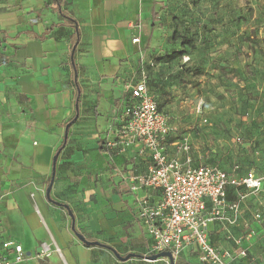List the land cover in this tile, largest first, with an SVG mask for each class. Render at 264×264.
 Listing matches in <instances>:
<instances>
[{"label":"crops","instance_id":"obj_1","mask_svg":"<svg viewBox=\"0 0 264 264\" xmlns=\"http://www.w3.org/2000/svg\"><path fill=\"white\" fill-rule=\"evenodd\" d=\"M58 1L0 0V254L12 257L2 243L13 241L24 253L20 264H167L150 258L158 253L130 191L148 159L133 148L118 154L107 147L124 125L141 72L154 84L162 70L155 61L162 30L150 0ZM50 183V198L69 208L75 231L103 247L79 241L67 210L47 200ZM230 192L234 200L237 190ZM242 192L236 223H208V242L218 251L246 252L230 264H264V216L252 217L264 204L259 192ZM104 246L136 257L119 260ZM172 262L202 264L194 247Z\"/></svg>","mask_w":264,"mask_h":264},{"label":"rangeland","instance_id":"obj_2","mask_svg":"<svg viewBox=\"0 0 264 264\" xmlns=\"http://www.w3.org/2000/svg\"><path fill=\"white\" fill-rule=\"evenodd\" d=\"M149 5L162 30L155 56L162 70L154 84L148 82L149 92L172 129L167 154L181 161L189 156L193 166L264 177V0ZM184 139L188 154L175 148ZM260 193L247 196L257 195L264 204V188ZM257 214L264 216V209L252 217Z\"/></svg>","mask_w":264,"mask_h":264},{"label":"built area","instance_id":"obj_3","mask_svg":"<svg viewBox=\"0 0 264 264\" xmlns=\"http://www.w3.org/2000/svg\"><path fill=\"white\" fill-rule=\"evenodd\" d=\"M146 81L142 71L130 89L124 125L114 131L107 147L118 154L133 148L137 156L149 161L144 174L132 177L130 191L137 196V216L152 241V253L168 252L173 260L184 249L194 247L202 264H230L235 256L245 257L242 249L231 253L214 248L208 242L207 226L213 221L234 225L245 197L242 190L258 193L264 177L252 173L241 176L235 170L226 172L209 165L193 166L189 156L184 161L170 158L165 147L172 130L169 119L159 110ZM175 148L183 154L190 151L185 139ZM229 188L237 190L234 200H227ZM152 192L160 194L156 202L151 199ZM252 235L250 231L244 239L249 241ZM234 243L239 245V241ZM2 249L10 250L12 257L0 254V264H20L24 260L22 247L15 242L5 241Z\"/></svg>","mask_w":264,"mask_h":264},{"label":"water","instance_id":"obj_4","mask_svg":"<svg viewBox=\"0 0 264 264\" xmlns=\"http://www.w3.org/2000/svg\"><path fill=\"white\" fill-rule=\"evenodd\" d=\"M73 51H74V48H73V50H72V54H73ZM71 58H72V57H71ZM72 61H73V59H72ZM69 127H70V124H67L66 127H65L64 141H65L66 138H67V133H68V129H69ZM57 156H58V153H57V154L54 156V158H53V168H52V172H53V173H52V177H51V183H52V181H53V177H54L55 162H56ZM51 183H50V185H49V186L47 187V189H46V198H47L48 201L54 203L55 205H62V204H59V203L53 201V200L50 198ZM62 207H63L64 209L67 210V212H68V214H69V216H70V218H71V229H72V231L75 233V235H76V237L79 239V241H81V242L84 243L85 245H93V246H102V247H103V245H101L100 243H98V242H90V241H87L84 237H82L80 234H78V233L75 231V229H74V219H73L72 214H71L70 211H69V208H68L66 205H62ZM104 247H106L107 249L111 250V251L113 252V254L116 256V258L119 259V260H126V259L131 258V257H136V255H134V254H128V255L125 256V257H121V256H119V255H118V254H117L112 248L107 247V246H104ZM150 258H151V259L167 258V259L169 260L170 264L173 263V262H172L171 255H170V253H168V252L158 253L157 255L152 256V257H150Z\"/></svg>","mask_w":264,"mask_h":264},{"label":"trees","instance_id":"obj_5","mask_svg":"<svg viewBox=\"0 0 264 264\" xmlns=\"http://www.w3.org/2000/svg\"><path fill=\"white\" fill-rule=\"evenodd\" d=\"M54 2H55V4H57V5H59V1L58 0H53ZM60 15L62 16V17H64V18H66L70 23H72V25L73 26H76V22L75 21H73V20H71V19H69L67 16H66V14L65 13H63V12H61L60 13ZM156 16V15H155ZM182 53L180 52H173L172 53V56H175V55H181ZM146 84H147V88H148V75H147V81H146ZM148 91H149V89H148ZM158 105V104H157ZM158 108H159V106H158ZM160 110V109H159ZM69 124H72V122L71 123H69ZM170 135V134H169ZM61 149V147H59V149L58 150H60ZM220 169H222L223 171H226L225 169H223V168H220ZM226 172H228V171H226ZM227 200H232V199H230L229 197H228V193H227ZM57 206H60V207H62V205H57Z\"/></svg>","mask_w":264,"mask_h":264}]
</instances>
